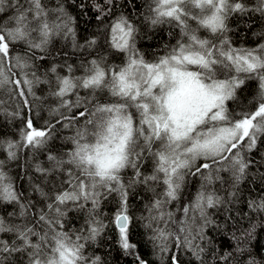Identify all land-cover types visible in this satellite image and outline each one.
Returning <instances> with one entry per match:
<instances>
[{
  "label": "snow or ice",
  "instance_id": "6c2138e0",
  "mask_svg": "<svg viewBox=\"0 0 264 264\" xmlns=\"http://www.w3.org/2000/svg\"><path fill=\"white\" fill-rule=\"evenodd\" d=\"M90 12L97 31L81 36ZM256 15L264 0H0V115L19 121L0 135V264H105L88 249L109 229L132 264H154L136 235L161 264L180 250L205 264L209 210L237 202L253 169L264 184V33L250 47L228 35ZM164 25L174 42L149 54ZM247 206L264 214V187ZM255 232L236 237L240 256Z\"/></svg>",
  "mask_w": 264,
  "mask_h": 264
},
{
  "label": "trees",
  "instance_id": "16d2710c",
  "mask_svg": "<svg viewBox=\"0 0 264 264\" xmlns=\"http://www.w3.org/2000/svg\"><path fill=\"white\" fill-rule=\"evenodd\" d=\"M123 11H129V9H121ZM143 11V8L139 9ZM73 14H76V11H73ZM92 16V20L86 22L87 18L82 17L79 20V29L80 35L85 36L89 33L97 31L96 22L94 19V13H89ZM251 25V30H248V25ZM229 27L232 29L228 35L233 40L234 44L237 47H250L253 46L257 41V34L264 33V19L258 15L251 18L244 17L239 21H230ZM87 29V32L83 31ZM169 28L167 25L161 26L157 30L155 38L147 41H142L144 49L149 53L162 52L164 45L169 42H174L172 38L168 35ZM151 35V34H150ZM63 41H58L57 46H60ZM148 45H151L149 47ZM71 49L69 48L68 51ZM117 58V62H118ZM44 69H41V73ZM46 90V86H44ZM254 91V85L253 89ZM247 95V93H245ZM251 97H249L250 99ZM51 103V102H50ZM235 107V104L232 105ZM49 104L42 105L39 109V115H35L36 109H34L33 115L36 121V125L39 127L43 124L44 120L49 119L48 109ZM19 127V121L9 122L4 116L0 115V135L6 137H13L17 134ZM60 139L55 142V146L60 151L67 150L70 145H66L63 137L69 136L72 134L70 129H58ZM264 148V144L261 145ZM28 162L31 163V156L27 157ZM26 157L24 153H21V158L19 161L20 165L25 164ZM11 170L13 173L22 172L23 169L17 167L15 163L11 164ZM260 173L253 169L249 172L250 179H246L240 185V193L237 202H234L231 205H221L218 208L210 209L209 213L211 218L215 221V224L210 228L206 229L208 237L212 240L211 252H206L204 256L205 264H222L220 257L225 255L228 252H232L233 256L229 260V264H247V261L250 257L254 258L256 264H264V229L260 227L261 224H264V220L261 219V216L264 214H257L252 212L248 208V201L257 196V193L260 191L264 184L258 179ZM27 185L25 184V187ZM198 186L193 185L194 188ZM224 194V189L222 188L220 195ZM145 194L142 193L141 196L136 197L132 201V208L135 210V214L139 216L143 210L144 204L147 203L143 199ZM116 208V203L110 201L103 205L104 214L111 216L112 212ZM7 209L4 211H10ZM175 211V209H172ZM77 225L79 221L75 222ZM256 225L255 234L244 240L240 247L245 248L246 251L243 256H240L237 251V239L236 237H241V234L247 230L251 225ZM140 232H143V229H139ZM111 237V230H108V235L102 237L101 241L93 244L90 247L91 254L95 252L96 255H100L104 260L105 264H132V258L126 257L119 251L116 247L114 240ZM242 238V237H241ZM135 240L141 242V251L142 254H145V258L154 262V264H161V260L155 254H153L152 245L147 243L146 236L136 235L134 236ZM181 264H198L195 258L188 252L184 250L179 251ZM19 259V258H18ZM163 264H169L167 257L164 258Z\"/></svg>",
  "mask_w": 264,
  "mask_h": 264
},
{
  "label": "bare ground",
  "instance_id": "6f19581e",
  "mask_svg": "<svg viewBox=\"0 0 264 264\" xmlns=\"http://www.w3.org/2000/svg\"><path fill=\"white\" fill-rule=\"evenodd\" d=\"M90 250V248L88 249V251ZM89 254H91V252L89 251Z\"/></svg>",
  "mask_w": 264,
  "mask_h": 264
}]
</instances>
